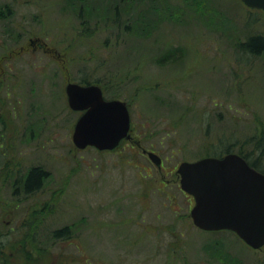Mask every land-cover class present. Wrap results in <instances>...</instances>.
<instances>
[{"label": "rangeland", "instance_id": "rangeland-1", "mask_svg": "<svg viewBox=\"0 0 264 264\" xmlns=\"http://www.w3.org/2000/svg\"><path fill=\"white\" fill-rule=\"evenodd\" d=\"M254 36L264 12L241 0H0V264H264V247L193 225L175 171L264 136ZM35 37L57 56L7 57ZM82 80L127 103L131 139L75 147L65 85Z\"/></svg>", "mask_w": 264, "mask_h": 264}, {"label": "water", "instance_id": "water-1", "mask_svg": "<svg viewBox=\"0 0 264 264\" xmlns=\"http://www.w3.org/2000/svg\"><path fill=\"white\" fill-rule=\"evenodd\" d=\"M242 1L264 12V0ZM65 92L70 109L82 111L71 135L77 149L111 150L122 139L130 138V116L124 101L105 99L96 84L67 82ZM143 152L161 168L158 154ZM176 173L180 188L194 198L189 215L196 227L206 231L231 230L252 248L264 245L263 172L239 154L229 152L221 157L182 161Z\"/></svg>", "mask_w": 264, "mask_h": 264}, {"label": "trees", "instance_id": "trees-1", "mask_svg": "<svg viewBox=\"0 0 264 264\" xmlns=\"http://www.w3.org/2000/svg\"><path fill=\"white\" fill-rule=\"evenodd\" d=\"M245 47L248 48L250 51L259 52L264 48V38L262 36H254L251 37L248 41L244 43ZM83 83H88L85 80H82ZM259 151H264V136L257 139L254 143V148L247 152H243L242 149H239L238 153L243 156L247 162L253 166L255 169L264 172V161L259 155ZM255 154L254 158H251ZM216 155V154H215ZM223 155V154H222ZM216 155V156H222ZM45 176V172H43L42 168L40 167H33L29 170L26 179H25V191L27 193H31L32 191L38 189L41 186L42 180ZM60 231L56 233H59ZM4 251V250H3ZM4 256V252H0V260L2 261V257Z\"/></svg>", "mask_w": 264, "mask_h": 264}, {"label": "flooded vegetation", "instance_id": "flooded-vegetation-1", "mask_svg": "<svg viewBox=\"0 0 264 264\" xmlns=\"http://www.w3.org/2000/svg\"><path fill=\"white\" fill-rule=\"evenodd\" d=\"M37 49L41 50L44 53H49L50 55H53L55 57L57 56L55 50H53L52 48H49L47 46V44L43 40H41L40 38L35 37V38H30L26 46H20L17 50H13V51L9 52L7 54V57H11L15 53H22L25 51L26 52L36 51ZM7 93H9V92H7ZM131 133H132V125H131V129H130V135H131ZM2 137H3V134H0V139ZM131 137H132V135H131ZM136 145L139 147L140 143L137 141ZM24 189H25V184H24ZM263 247H264V245L259 249L261 250ZM259 249H254V250H259ZM2 251H3V248L0 247V252H2ZM0 263H2L1 260H0Z\"/></svg>", "mask_w": 264, "mask_h": 264}]
</instances>
